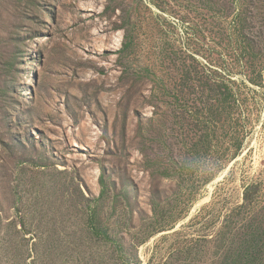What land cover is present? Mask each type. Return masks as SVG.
I'll use <instances>...</instances> for the list:
<instances>
[{
    "label": "rangeland",
    "instance_id": "1",
    "mask_svg": "<svg viewBox=\"0 0 264 264\" xmlns=\"http://www.w3.org/2000/svg\"><path fill=\"white\" fill-rule=\"evenodd\" d=\"M0 264H264V0H0Z\"/></svg>",
    "mask_w": 264,
    "mask_h": 264
},
{
    "label": "bare ground",
    "instance_id": "2",
    "mask_svg": "<svg viewBox=\"0 0 264 264\" xmlns=\"http://www.w3.org/2000/svg\"><path fill=\"white\" fill-rule=\"evenodd\" d=\"M34 77V74L31 72L29 79H32ZM211 191V190H210Z\"/></svg>",
    "mask_w": 264,
    "mask_h": 264
}]
</instances>
